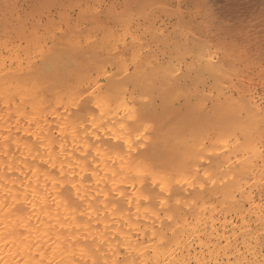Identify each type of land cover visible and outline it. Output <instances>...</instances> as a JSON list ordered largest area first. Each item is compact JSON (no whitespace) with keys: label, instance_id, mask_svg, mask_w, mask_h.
I'll return each instance as SVG.
<instances>
[{"label":"bare ground","instance_id":"bare-ground-1","mask_svg":"<svg viewBox=\"0 0 264 264\" xmlns=\"http://www.w3.org/2000/svg\"><path fill=\"white\" fill-rule=\"evenodd\" d=\"M109 14H111V12ZM72 33L74 34V32ZM73 34H71L72 37L74 36ZM113 34L114 33H112V35ZM169 34L170 33H168V36ZM188 39L190 40V37H188ZM70 41H72V39ZM171 42L173 43L172 40ZM186 44H188V42ZM194 44L195 43L192 45L195 46ZM136 45H138V42ZM133 46L135 45H132V48L136 49V47ZM172 46L178 49V46L173 44ZM182 46L184 47V45ZM187 46L188 47L185 46V49L189 51L191 47H189V45ZM35 47L37 46L35 45ZM101 47L103 46L101 45ZM173 47L169 48L173 50V54L174 52L177 54L178 50L180 52V49L174 51ZM130 48L131 46H129V49ZM187 48L190 49L188 50ZM29 49L30 48H28V50ZM101 49L102 48H100V50ZM135 49L132 50L135 52ZM139 49H137V51ZM202 49H205V47H202ZM72 50L70 49V51ZM14 51V54L18 55L16 50ZM76 51L78 52V50L74 49L75 55L77 53ZM82 51L84 52L85 50L81 49V51L78 52L80 55L77 54V56L79 55L80 57L78 56L76 58L75 56L77 61L82 58V60L87 62L88 60H95L94 58L97 55L99 57V54H96V56L94 55L95 57L92 56L94 50L92 52L90 50V56H87L86 51L84 54H86L87 57L81 54ZM121 51L124 52V50ZM190 51H192V49ZM207 51L208 50L201 51L200 54L198 53L200 56L196 55L197 62L194 60L196 63H192L194 58L191 60L192 62L189 63H192V68L194 67L195 69L199 67V70L201 69L202 72L208 73L209 79L213 77L212 79L218 82L219 79L222 80V77H224L223 75L225 72L222 66L223 64L221 65V62H216L217 60L215 61L213 57H208V53H211L208 51L206 54ZM170 53H172V51ZM181 53L182 52H180V54ZM64 54L65 57L71 55V53H69L70 55L68 56L65 52L63 53V57ZM180 54L177 55L180 56ZM81 55L85 59H83ZM174 55L172 58L176 60V55ZM53 56L57 58L56 55L50 56L48 58L49 60H46L47 63L45 62L47 65L42 69H39L41 67L38 68L36 65H33V62L30 63L29 61L32 60H29L28 62L31 64L30 69L32 70L29 72H26L24 65L22 67L18 65L20 63L22 64L23 60L16 64V67H13L15 66L14 63H10L11 65L9 67H7L4 62L0 63V264H180L190 253L192 242H194L190 237L194 238L195 242L202 245V247L205 246L206 249L208 247L209 254L213 255V249L217 245L220 246V244L219 242H207L205 235L207 232L214 230V225L217 223L216 219L218 217H216L217 212L215 214L206 198H212L213 194L216 198V194L224 196L225 201H222V203L229 202L228 204L230 206H225V203H223L222 206L218 198L217 201L219 205L222 206L220 207L222 210L221 214H224L222 215L226 222L228 221L227 214H231V212L228 213L229 210L233 207L239 211L243 209L240 204L242 202H238L239 200L235 197L236 192L234 191H240L241 195H245L244 190L248 182L247 180L250 178V174L254 173L255 181L257 180V175H264V173L261 174V170H259L261 166L259 160L263 154L260 150L261 148L258 147V145H254V143L253 146H251L252 139L250 140L251 144L250 142L246 144L245 141L247 137H249L248 132L251 133L250 131L246 133V131L247 129L250 130L252 127L251 123H253V119L256 125L257 122H259L256 120L264 118V116L262 117L264 114L260 113V115L256 113V115L260 116L257 117L255 115L257 110L246 103L244 98L237 95L235 96L233 92H226L223 88L221 89L222 91L219 90L216 95L211 93L213 91L206 93L207 89L202 87L203 83L201 84L203 76H201V79L196 75L197 77L193 76V79L191 78L192 74L191 76L187 74L194 82L189 80L184 73V76L182 74L183 77H179V73L181 72L178 73L179 76L177 73L175 74L176 70L179 71V69L178 67L176 68V66V69L174 68V63H171L173 64L171 66H173L175 72L172 69V71H170V65H167L170 64V62L167 64L165 63L166 65L164 67V61L160 63L159 60H157L158 62L154 61L156 63L150 62L152 57H149L150 59L148 58L150 63L146 60L148 62H146V65L141 63L145 62V60H140L139 65L137 64L138 66L135 64L134 66L139 69H135L136 71H133L134 73L132 72V74L130 72V75L127 73L128 75L122 74V77L115 78L117 76L116 74L119 73L117 72L118 69L114 70V72H117L116 74L111 71L108 73L105 84H100L99 80L93 78V80H95L92 90L95 89V91L88 89L89 86L86 85L87 81L85 80L88 76L92 78L88 75L90 70L93 72V69H91L92 66L90 67L92 62H90V64L88 61L90 64H88L90 67V70L88 68L89 71L85 69L88 65H84L85 67L82 65L84 63H81L84 69L76 67L78 70L76 69L70 72V75L67 72L70 71L71 67L68 71L64 68L67 75L71 76V80L76 78V83L79 81V84L76 85L79 89L73 86V88H76L75 92L76 90H81V92L75 95L77 96L76 100L78 102L76 103L78 105L83 103L80 99L82 95L86 100H91L89 104L90 110L81 112L80 107L77 109L73 108L75 105L72 107L74 99H72L73 103L69 104L71 102L70 97H73V95L68 97V87L71 81H67L68 84L66 82L65 85L58 82L61 84V87H58L55 82L57 79H46L47 76L45 73L47 74V72L44 73V69L48 70L53 64L59 62H55L59 58L53 59ZM71 56L74 57V55ZM71 56V60L67 59L68 62L77 63L76 59L73 58V61ZM88 57L93 58L90 59ZM98 57L96 58L98 59ZM15 58L20 60L19 57L15 56L14 60ZM154 59L152 58V60ZM82 60H80V62H82ZM98 61L95 63L100 64L102 62L98 63ZM104 62L105 59L103 63ZM107 64L110 63L107 62ZM141 64L143 67L145 66V68H143ZM67 65L69 64L67 63ZM117 65L119 68V64ZM72 68L74 69L75 67L72 65ZM54 71L57 72L56 70ZM124 71L128 72L129 70ZM106 72L108 71H105V73ZM105 73L104 71L102 72L104 76L107 75H105ZM194 73L198 74L199 71H195ZM102 74L99 75L102 76ZM199 74L202 75L201 73ZM54 75L56 74L51 73L50 76ZM185 76L186 78H184ZM181 78L191 81L190 83L193 85H191V87H195L196 90L194 89L195 91L190 93L191 90L189 89L191 88L187 90L188 87L184 86V84L186 85L188 82L186 83V81H184L185 83H182L183 80H181ZM220 80L219 83L223 81L220 82ZM213 82L211 84H213ZM208 84L209 83H206V85ZM153 85L155 89L156 87L160 90L163 88L164 91L167 90L166 88H169L168 90L171 88L168 93L174 92V88H177L175 89V93L177 92L176 90H181V92L179 91L176 93L178 96L183 94L182 91L188 93V96L181 95L183 98L187 96V98H185L187 101L186 103H188L187 106L185 103H183V105L179 103L180 101H176V103L184 106L185 110H183L182 107L181 110L183 111L180 113V105L175 103L164 105L162 102L169 99H164L165 93L163 92L164 95L161 94L162 90L158 95L163 96L161 98L159 96L157 98L156 96L155 98H160V100L163 98V101L159 102L156 101L157 99L154 100L151 97L153 95L150 94L151 90L154 91V89H152ZM214 85L216 84L214 83ZM172 87H174L173 90ZM87 90L89 91L86 92ZM127 92L128 94L130 93L129 96L131 98H129L134 100L133 104L130 106H133V108L135 107V109L129 108V103L125 101L128 104H126L127 108H129V110H134V112L130 110L134 117H132V119H129V115V117H125L126 114H123L124 116L121 115L123 118L125 117L123 120L127 121V125H125L126 122L124 121V123L121 119L119 120L123 123L120 124V122H118L120 113L115 110L114 103L116 105L121 102L118 99L119 95L121 96L123 94L124 96ZM89 93H91V96L88 95ZM52 94L54 96L56 95L55 98L57 97L59 99H52L54 97ZM208 94L212 95L209 96ZM50 96L53 97L51 98ZM167 96L170 97L169 94ZM39 97L41 99L40 101ZM174 97L176 99L180 98L177 96ZM67 98H70V100ZM50 99L52 101H50ZM96 100H100L104 103L103 109L95 108ZM121 100L123 102V99ZM173 101L175 100L173 99ZM62 102L66 104L68 110L67 108L61 109ZM122 104H124V102ZM257 105L258 104H256V107ZM49 106L54 110L53 112L56 113L57 117L60 116L58 121L60 124L57 125L62 129L60 133H63L60 135V138L62 136L61 139L54 133L56 129L59 132V128H55L54 120H52L53 118H51L50 121L46 119L48 116H45V110ZM176 108L178 111L175 110ZM242 112L246 114L244 115L245 117L242 116L244 117L243 119L240 118ZM262 112H264V109ZM74 113H78L79 118L74 117ZM163 114L166 120L162 121H167V124L159 125L160 128L158 127L159 130H156L158 131H155L156 133H153L154 130L152 131V135H149L151 139L153 138L150 145L149 143L148 145L146 144L147 147L144 145L145 148L130 147V145L139 143L136 141L137 135H142V139L149 137L145 136L147 131L151 132V130L145 131V128H148V123L155 115V118L162 115L164 119ZM251 115L253 119L248 117ZM255 116L257 118H255ZM231 117H234V120L230 119ZM245 118L251 121H247ZM83 119H87V124H83V122H85H82ZM244 119L247 122H245ZM90 120L95 121V127H93L92 121ZM223 120H226L225 123H227H223ZM229 120L235 122V124L232 122L234 126L232 124V128H230V130L232 129L233 131H229V128L226 126L228 123H231L228 122ZM218 121L219 124H221V122L224 124V127L223 124L222 127L217 126L220 132L225 127V132L227 129V132L242 130V132H240L242 134L243 130H246L244 132L247 134L244 135L246 137L244 139L245 141H241L242 138H239L240 140H238L240 142L234 144L237 142L236 138H238L235 131L234 134L237 136H234L236 137L234 140L236 142H231L233 145L228 146L226 141L228 147H224L222 153H219V149L218 152H216V149L212 150L211 153L210 150L207 152L208 146L206 150L204 148L207 143L203 142L211 140L208 139L207 141H203V135H201L202 141H200L201 138H199V135L205 132V130L207 131V133H205L210 135L209 132L211 130L208 132L205 127L209 126L212 122V129L214 123ZM243 123L245 124L244 127L247 125L248 127L241 128ZM260 123H262V121ZM263 123L262 125H264ZM259 124L257 125L258 127H260ZM35 125H37L38 129L36 131H38L39 136L43 135V140L39 138V140L36 141L35 136H38L37 132L35 133L37 135L31 138L16 134V132L18 133V131H16L18 126L24 128V131H21V133L29 129L32 131L30 133H33V129L35 131ZM255 125L253 128H258ZM237 126L240 127L239 130H237ZM235 127L237 128L235 129ZM213 129L212 131L214 133L216 129ZM261 129L262 128H260V130ZM218 130L216 131L217 134L220 133ZM257 132H260L259 129ZM262 132L264 133V131ZM221 134L224 136V133L221 132ZM251 136L250 138H253ZM97 137H99V139H97ZM217 137V139L221 141L220 137ZM33 139H35V141ZM205 139H207V137H204V140ZM59 140L62 142L61 145H59L61 143ZM125 140L129 143L126 144ZM214 140L215 139L212 141ZM58 141L60 142L59 144ZM215 142L212 143L214 144ZM217 143H215V145H217ZM219 143L222 144V142ZM221 144L219 145L221 146ZM204 150L207 152V155L204 153ZM237 157H241V159ZM210 158L211 161L214 162L211 164L214 165V167L211 166V168H208L210 166H205V164L209 163H207V161L210 160ZM236 160H239L237 164ZM261 161L264 163V160ZM263 166L264 165L261 167ZM256 168H258L257 171H260L259 174L258 172H254ZM263 169L264 167L262 171ZM61 170L64 173L63 177L60 174ZM197 170L199 171L197 172ZM178 172H180V175L177 174L178 176L175 177ZM204 172H206L207 175L209 174V178L212 176L211 179L213 180L209 186L206 184V187H209L207 191L205 189L206 187H204L205 191L202 192L200 187H198L200 185L197 186V184H195L197 179H194L198 176V179L208 178L206 176H200ZM226 175H229V178H227ZM81 177H83V179H80ZM259 179L260 182L258 183H261V178ZM72 183H76L77 188H72ZM198 183L201 184L200 182ZM161 186H163L164 191L159 198H145L148 197V193L153 189H155L156 193H160ZM195 186L205 196H208V194L212 195L210 197L206 196L205 198ZM195 190L201 194V198L205 199L204 201L197 195V191ZM195 195L200 198H196L198 199L196 202L202 200V204H195V199L192 201ZM181 196H186V200L183 199L184 202L183 205L181 204L182 206L177 203L178 197ZM161 199L165 200V205L163 207L160 205ZM179 202L181 203L180 199ZM242 220L245 222L246 219ZM217 231L218 230H216V232ZM236 246V244H233L232 250L236 251L238 248ZM221 247L222 246H220V248ZM198 258L203 261L202 257ZM200 263L202 264V262Z\"/></svg>","mask_w":264,"mask_h":264},{"label":"rangeland","instance_id":"rangeland-1","mask_svg":"<svg viewBox=\"0 0 264 264\" xmlns=\"http://www.w3.org/2000/svg\"><path fill=\"white\" fill-rule=\"evenodd\" d=\"M41 5H43V6H41ZM110 12H111V14H109ZM106 15H108V16H106ZM115 16H116V18H115ZM147 17H149L150 19ZM151 17L152 18L154 17V18L152 19ZM61 20L64 21V25H63L64 31H60L59 35L55 39H53L51 34L48 32V26H49V24H58L59 21H61ZM153 24L155 25V27ZM161 28L162 29L164 28L163 31ZM160 29H161V31H160ZM72 32H74V34ZM112 33H114V34L112 35ZM120 33H122V34H120ZM164 33L166 36L164 35ZM168 33H170L169 36H168ZM71 34H73L74 36L72 37ZM158 34H159V36H158ZM69 36H71V37H69ZM75 36H76V38H75ZM152 36H153V38H152ZM30 37H36L40 41L38 46L35 44L37 47H35L34 43L31 42V40L29 39ZM188 37H190V40L188 39ZM71 39L73 42L70 41ZM111 40L113 43L111 42ZM171 40L173 41V43L171 42ZM189 41H190V44H189ZM137 42H138V45H136ZM170 42L173 45L178 46V49H180V52H182V53L180 54L179 50L176 49L175 46L173 47ZM185 42L186 43L188 42V44H186ZM192 42L195 43L194 44L195 46L192 45L193 44ZM30 44H31V48L28 50ZM98 45L100 48H102L101 50L98 47ZM101 45L103 47H101ZM132 45H135L133 47H136V49L132 48ZM182 45H184V47ZM187 45H189V47H191L192 51H190L191 50L190 48H187L188 50L189 49L190 50L186 51L185 48L188 47ZM129 46H131L130 49H129ZM172 47L174 48V51L178 50L177 54H180V56H181L180 57L179 55L175 54V52H174V54L176 55V58H177V59L175 58L176 60H174V58H172L174 55L173 50L169 49ZM193 47H194V49H193ZM202 47H205V49H202ZM26 48H27V50H26ZM86 48H87V50H86ZM111 48H113V49H111ZM183 48H184V50H183ZM70 49L71 50L73 49V50L70 51ZM74 49L78 50V52L81 51V49L82 50L84 49L85 51L84 52L82 51L81 54H84L87 51L86 52L87 56L88 55L90 56L91 52L94 50L93 51L94 53H92L93 54L92 56L95 57L96 54H99V57H98V55L96 56V57H98L99 61L96 57L94 58L95 60L92 59L93 57H88V58L93 60V61L88 60L89 63L92 62V65H90L91 63L89 64L88 61L86 62V61L82 60V58L78 59L79 61H77L76 58L80 55V53H78L76 51L77 53L75 55ZM132 49H135V52ZM137 49H139V50L137 51ZM200 49H202L201 50L202 52L205 50H208L211 53V54H209L208 51L206 52V54L208 53V55H209L208 57H213V58H215L214 59L215 61L217 60L216 62H221V65L223 64L222 66L224 68L225 73H224V75L222 74L224 76V77H222L223 79L221 78L223 81L219 79L220 82L222 81L221 83H219L218 79H216V80H218V82L217 81L215 82L214 79H212L213 77H210V79H209L208 73L202 72L201 69L199 70V67L198 68L196 67L195 69H194V67L192 68V63H194L197 59L196 55L200 56L199 55L201 52V51H199ZM14 50H16V53H18V55L14 54L15 53ZM90 50H91V52H90ZM121 50H124V52ZM107 51H108V53H107ZM171 51H172V53H170ZM65 52H66V55H68V56L70 55L69 53H71V55H74V57L70 55L72 60L76 56L75 59H76L77 63H74V62H72L74 64L69 63L67 59L71 60L70 56L65 57V54H64V57H63V53H65ZM72 52H73V54H72ZM187 52H189V53H187ZM120 53H121V55H120ZM183 53H185L186 55ZM77 54H79V55L77 56ZM86 54H84L83 56L87 57ZM190 54H192V55H190ZM52 55H56L57 58H59V59H57L55 56H53V59L55 58V59H57L55 62H57V61H59V62L53 64V66L51 68H49L48 70L44 69V73L47 72V74H48L47 75L45 73V75L47 76L46 79H53V80L57 79L55 82L58 85V87L59 86L61 87V84L65 85L67 81L68 82L71 81L69 84L71 87L70 86L68 87L69 92H70V93L68 92V97L73 95V97H70L71 102L69 104H72L74 102L72 105V107L75 105V107H73L74 109H77L80 106V104L79 105L77 104L78 103L76 100L77 96H75V95H77L78 92H81V90L80 91L76 90V92H75V89L77 88L76 85L79 84V81H78V83H76L77 82L76 78L71 80L72 79L71 76H68L67 73H69V75H70V72L76 70L77 68L81 69V68H83L84 65L87 66L89 64L90 67L92 66L93 68L91 67V69H93V72H92V70H90L89 65L85 68L87 70L89 68L90 74L88 73V75H90L92 77V78H89V76L86 77L87 79L85 78V80L87 82L86 81L85 82L87 83L86 85L89 86L88 89L92 90L93 85H94V80H95V79L93 80V78H96V80H99L100 84H103V83L105 84L108 73H110L111 71L114 74L119 72L118 74H116L117 75L116 77L114 75L115 78H117V77L119 78L120 76L122 77L123 75H128L130 72L132 74L133 71H136L139 69L138 67L136 68L134 66L135 64H136V66H138L140 63V60L141 61L145 60V62H141V63H144L146 65L148 58L152 57L153 59L154 58L155 59L152 60V58L151 59L149 58L150 62L151 61L154 62V61L159 60V63H160V62L164 61L163 62L164 67L167 63L170 62V64H167V65H170V68H169L170 71L173 70L175 72V69L178 67L179 71L176 70L175 74L177 73V75H178V73L181 72V73H179L180 76L178 75L179 77H183L184 74L185 75L188 74L189 76H191V74H192L191 78H193V79H194L193 76L197 77L196 75H198L200 78H201V76H203L202 78L204 80L201 78L202 79L201 84L203 83L202 87H205L207 89V90L205 89L207 91L206 93L213 91L211 93L212 94L214 93L216 95V93L223 88V90H226V92H233L235 96L237 95L239 97L244 98L246 103L250 104L253 109L257 110L255 112V115H256V113L264 114V112H262L264 109V0H126V1L125 0H0V63L4 62L7 67H9L11 65L10 63H12V64L14 63L15 66H13V67H16L17 66L16 64L20 63V61L23 60L22 64L20 63L18 65H20L21 67L24 65L26 68V72H29V71H32L30 69L31 64H29V62L30 63L33 62L34 63L33 65H36L38 68L41 67L39 69H42L43 67H45V65H47L46 60ZM212 55H214V56H212ZM15 56L19 57L20 60L18 58L17 59L15 58V60H14ZM58 56H60V57H58ZM156 56H158V57H156ZM11 57L13 58V60ZM180 58H181V60H180ZM64 59H66V60H64ZM83 59H85V58L83 57ZM104 59H105V62L103 63ZM192 59H193V62L191 61ZM29 60H32V61H29ZM80 60H82V62H80ZM96 60L98 61V63H100L102 61L100 64L102 65V63H103V65L101 66L100 64L95 63V62H97ZM169 60H171V61H169ZM25 61H26V63H25ZM107 62L110 64H107ZM189 62H192V63L190 64ZM67 63L69 65H67ZM81 63H84V64H82L83 66H81ZM154 63H156V62H154ZM171 63H174V65ZM175 63H176V65H175ZM71 64L73 65V67H75L74 69L72 68ZM117 64H119V68L121 67L120 70H119ZM105 65H107V66H105ZM171 65H173L174 68L176 66V68L174 69L173 66H171ZM197 65H199V64H197ZM67 66H68V68H67ZM79 66H81V67H79ZM141 66H142V64H141ZM70 67L72 70L70 69ZM64 68L67 71L70 69V71H68L66 73V70ZM98 68H101L103 70L98 69ZM105 68H106V70H105ZM143 68H145V66ZM116 69H118L117 72H114V70H116ZM122 69H123V71L124 70H129V71L123 72ZM187 69H188V71H187ZM190 69H192V70H190ZM49 70H52V71H49ZM54 70H56L57 72H55ZM94 70H95V72H94ZM100 70L102 72L104 71V73H105V71H108L105 73V75L106 74L107 75L104 76V74H102V72ZM120 71H122V72H120ZM195 71L196 72L199 71V73H201L202 75H200L199 73L198 74L194 73ZM64 72H65V74H64ZM185 72H187V73H185ZM51 73L52 74L55 73L56 74V75H54L55 77L50 76ZM99 74H102V76ZM182 74H183V76H182ZM225 74H226V76H225ZM72 75H74V74H72ZM188 75H187L188 79L193 81V79H190V77ZM204 75H207V76H204ZM66 78H67V80H66ZM184 78H186V76ZM184 78H181V80H183L182 83L184 81H186V83L188 82L189 84L188 83L187 84L190 87L187 84L186 85L184 84V86L188 87L187 90L189 88H191V89H189V90H191L190 93H193L192 91H195L196 88L191 87V85H192L190 83L191 81H188V79L185 80ZM211 81L212 82L214 81L213 84H211L212 83ZM58 82H60L61 84ZM68 82H67V84H68ZM89 82H90V84H89ZM206 83H209V84L206 85ZM214 83L218 86L214 85ZM154 85H155V83H154ZM154 85L152 88V89H154V91L151 90V93H150L151 95H153L151 97L154 100L157 99L158 96L161 98L164 95L163 94V92H164L165 93L164 99L168 98L171 102L169 100H167V101L164 100L166 102L165 103L163 101V98H162V100H160V98H159L156 101H159V102L163 101L162 103L164 105H166V104L168 105L171 103H173V104L174 103L175 104L185 103L186 106L188 105V103H186L187 101L185 99L189 95L188 93H185L182 91L183 94H180V96H178V95H176V93L179 91L181 92V90H179V91L176 90L177 92L175 93V89H177V88L172 87V90L174 88V92L168 93V91H170L171 88H170V90H168L169 88H166L167 89L166 91H164V89L162 88L161 89L162 91H161L159 88L156 87L158 85L155 86L156 89L154 88ZM73 86H75L76 88H73ZM228 86L231 90L228 88ZM71 89H73V90H71ZM77 89H79V88H77ZM183 89H184V87H183ZM89 90H87L86 92H88ZM155 90L159 91V92H156ZM160 91H161V94H163L162 96L158 95V93L160 94ZM166 93H168L170 95V97L167 96L168 94H166ZM212 94H208V95L211 96ZM125 95L124 96H123V94L121 96L119 95L118 99L121 102L117 103L116 105L114 103L115 110L118 111V113H120V116H118V122H120L119 119H121V121H122L125 117H129V116L133 117L131 112H134V110H132V109H135V107L133 108V106L131 107L130 105L133 104L134 100L130 99L131 98L129 96L130 93L128 94V92H127ZM181 95L182 96L187 95V96L186 97L184 96V98H183V97H181ZM55 96L53 98L51 96L50 97L52 99H56L57 97L55 98ZM156 96H157V98H155ZM174 96H177L178 98L180 97L181 99L180 98L176 99ZM58 97H59V94H58ZM70 98H67V99L70 100ZM120 98L123 99L124 104H122L123 102ZM58 99L59 98H57V100ZM72 99H74V101ZM129 99L132 101H130ZM173 99L175 101H173ZM40 100L41 99L39 97V101ZM50 101H52V100L50 99ZM125 101L127 103H129V105ZM176 101L177 102L180 101V102L176 103ZM64 102L61 103V109L67 108V110H68V107H66V104ZM130 102H132V103H130ZM126 104L128 105V107L130 106L129 108H132V109H130L131 112H130L129 108H127ZM181 104H179L180 105L179 110H181L182 107H183V110H185V107L182 106ZM256 104H258L257 107H256ZM49 108H50V106L47 107V109L45 110V112H46L45 116H48V117H46V119H48L50 121L51 118H53L52 120H54L53 122H54L55 128H59V132L56 129L54 131V133L57 134L56 136L59 139H61L62 136L60 138V135H62L63 133L62 134H60V133H61L62 129L60 128V126L58 127V125H57V124H60V122L58 123L60 116L57 117L56 113L53 112L54 110L51 108L49 109ZM175 110L178 111L177 108ZM183 110H181V112L180 111L179 112L182 113ZM259 110H260V112H259ZM177 111H175V112H177ZM123 114L124 115L126 114V116L124 118L121 116ZM244 115H246V114L242 112V115L240 118L243 119L245 117ZM160 116L159 117L161 119L159 117L155 118L156 117V115H155L154 116L155 119L152 118L153 121L151 120L149 123L147 122L148 125L146 123L147 127L149 128V129L147 128V130H151V132L147 131V134H145V136L152 135L151 133L153 130H154L153 133L158 132L156 130H159V128H160L159 125L161 126L162 124H167L166 123L167 121H162V120H166L165 115L163 116L164 119L162 118V115H160ZM242 116H244V117H242ZM256 116L260 117L259 115H256ZM256 116H255V118H257ZM263 116L264 115H262V117ZM248 117L253 119L252 115L248 116ZM167 118H169V117H167ZM233 118L234 117H231L230 119H233ZM233 120L228 121V122H231V123H228L229 126H228V124L226 125L229 128V131L232 130V129L230 130V128H232V124L233 123L235 124V122H233ZM246 120H245V122H247L249 119L247 121ZM260 120L262 121V123L264 122V118H262V119L259 118V120L257 119L256 121H259V122H257L256 125H255L256 122L254 119L252 121L253 123L250 122L252 124V125L250 124L252 127L250 128V130H248V129H247V131L245 130L246 133L248 131L251 132V133L248 132L249 137H247L246 141L244 140L246 138L244 135H247V134L244 133L245 132L244 130H243L242 134L240 133V132H242V130L241 131L235 130L236 134L238 135L237 136L236 134H234L235 131L234 132H229V131L227 132V130H228L227 129L225 132V128H226L225 127L221 131L222 133H224V136H223V134H221L220 130L217 129V126L222 127V124L225 123L226 120H223L222 121L223 123L221 122V124H219V121L214 123V126H213L214 129L212 128L213 130L216 129L214 133L211 129V127L213 125L211 122L209 124V126H206L207 128L205 127V129H207L208 132H209V130L212 131V132L210 131L211 133L209 132L210 135L206 134L207 131L205 130L206 133L205 132L201 133L199 135L200 136L199 138H201V135H203L202 136L203 141H207L208 139H210L211 141L213 139H215L214 141H212V142L216 141L215 143H217V141H218L217 145H215V143L213 144L209 140L207 142H203V143H207V144H205L206 146L204 148L206 150V148L208 146L207 152L210 150V153L212 152V150H215V149H216V152H218V149H219V153H222L224 150L223 149L224 147L226 148L227 145L231 146V145H233L232 143H234L236 141L237 142L234 144H238V142H240L239 140L241 138H242L241 141L244 140L246 142V144L248 142H250V144H251L250 140L252 139V145L251 146H253V143L256 146L258 145V147L261 148L260 149L261 152L263 153L262 157H260L261 159L259 160L261 163V166H262V165H264V163L261 161V160H264V133L262 132V131H264V128H263L264 125H262V123H260L261 122ZM83 121H85V122H83ZM90 121H92V120H90ZM124 121L125 120H123V122ZM249 121H251V120H249ZM82 122H83V124L84 123L87 124L88 121H87V119L86 120L83 119ZM123 122H120V124ZM125 122H124L125 125H127V121H125ZM244 123H243V125H241V128L244 127V125H245ZM234 124H233V126H234ZM247 124H249V123H247ZM258 124L260 127L257 126ZM37 125H35V127H34L35 131L33 129V133H30V132H32L30 129L28 130L29 132L26 131V132L21 133V131H24V128L18 126L19 128L18 127H17L18 129L16 128V131H18V133L16 132V134L24 135L23 137H30V138L34 137V135L38 134V131H36L38 129ZM254 125L258 128H253ZM223 127H224V124H223ZM237 127H235V129L237 128V130H239L240 127L239 126H237ZM245 127H248V125ZM260 128H262L263 130L262 129L260 130ZM220 129H222V128H220ZM258 129L261 133L257 132ZM217 130L220 132L219 134L216 133ZM255 130H256V132H255ZM202 131H204V130H202ZM36 132H37V134H35ZM253 133H254V135H253ZM29 134H31V135H29ZM213 134H215V135H213ZM249 134H251L253 136H251ZM235 135L238 138L234 137ZM240 135H242V136H240ZM217 136L220 137L221 141H219V139H217L218 138ZM225 136H227V137H225ZM250 136L253 138H250ZM42 137H43V135L39 136V134H38V136H35L36 141H38L39 138H41L43 140ZM204 137H207V139L204 140ZM212 137H214V138H212ZM235 138H236V141H234ZM144 139H147V140H144ZM152 139L150 138V136L143 138V140H144L143 145H145V147H147L148 143L150 145V142L153 141ZM33 140L35 141V139H33ZM59 141L61 142V140H59ZM59 141H58V144L60 143ZM200 141H202V138ZM226 141H227V145H226ZM219 142H222V144ZM61 144H62V142L59 145H61ZM219 144H221V146ZM145 147L143 146V148H145ZM207 152L205 151L204 153L207 155ZM208 155H209V153H208ZM211 158H210V160L207 161V163L209 162L210 164L209 163L205 164V166L206 165L210 166V167L207 166L208 168H211V166L214 167V165H211L214 163L213 161H211ZM237 158L241 159V157H237ZM237 161L239 162V160H236V164L238 163ZM261 166H260L259 170H261V174H262V173H264V169L262 171V168L264 166L263 167H261ZM257 169L258 168H256L255 169L256 171L254 170V172H256V173L258 172V174H259L260 171H257ZM174 172H172V173H174ZM179 173L180 172L176 173L175 177L178 176L177 174H179ZM253 174L254 173H251L249 176L251 179L248 178L249 180H247L248 182L246 183V187L244 190L245 195H241L240 191H237V190L234 191L236 193L238 192L237 194L235 193V197H237V199L239 200L238 201L239 203L242 202L240 204H241V207H243V209H242L243 211L240 209V211H241L240 212L239 210L235 209L234 207L232 209L230 208L231 210H229L228 213L231 212V214H227L228 215V217H227L228 221L227 222L224 221V219H225L223 217L224 214L223 213H222L223 215L221 214L222 210L220 208L223 206V203H225V202L222 203V201H225L224 196L217 195V194L215 195L221 201V203H222V206H221V205H219L217 198L214 197V194H213V197L211 198L210 196L212 194L206 193V194H208V196L207 195L206 196L210 197L211 198L210 199V198H206V196L202 193L205 191V189L207 191V189L209 188V187H206V184H207V186L210 185L211 181L213 180V179H211L212 176L209 178L208 177L209 174L207 175L206 172L202 173L200 176H204V177L206 176L208 178H203V179L199 178L200 179L199 180L198 179L199 176L198 177L196 176L197 178H195L194 180L197 179L198 181L196 180L195 184H197V186L200 185L198 187H200L202 192H200V190H198V188L196 186L195 187L197 188V190L201 194H203L205 196L206 200L208 199L207 200L208 203H210V206H212V208H213L212 210L215 212V214L217 212L216 217H218L216 219L217 223L214 225V230H212L211 232L210 231L207 232L205 235V239H207V242H219L220 246H222V247L220 248V246L217 245L213 249L214 254L211 255V254H209L210 252H209L208 247H207V249L205 246L202 247V245L195 242L194 238L190 237L194 241V242H192V240L190 239L192 242V247H191L190 253L187 255L185 260H182V262L180 264H201L200 262H202V264H264V192H263L264 188H261V187H264L263 186L264 185L263 184L264 175H262V176L257 175L256 179L258 181L257 180L255 181V176ZM226 176H227V178H229L228 177L229 175H226ZM258 177L261 178L262 184L258 183V182H260L259 181L260 179ZM206 180H207V182H206ZM198 182H200L201 184H199ZM255 186L258 189H256ZM204 187H206V188L204 189ZM197 190H195V191H197ZM198 191L196 193L201 198V194ZM250 194H252V195H250ZM197 195H195V197L192 198V201H193V199H195L194 200L195 204L200 205V204H202L201 203L202 200L201 201L199 200V202H196V200L198 201V199H200V198H198L199 196L196 197ZM247 195H248V197H247ZM181 197H178L177 201H179V199H180L181 203L179 202L178 204L183 205L184 200H186V196H183L182 198ZM196 198H198V199H196ZM201 199H203V201L205 200L204 198H201ZM217 202H218V204H217ZM251 202H253V203H251ZM228 203L229 202H226L225 206L229 205ZM213 205L215 206V208L218 211L214 208ZM246 210H247V212H246ZM234 212H235V214H234ZM242 219H246L245 222ZM216 230H218V231L216 232ZM233 230H235V231H233ZM233 244H236L237 245L236 247H238L236 251L232 250ZM198 257H202L203 261L201 259H199Z\"/></svg>","mask_w":264,"mask_h":264},{"label":"snow or ice","instance_id":"snow-or-ice-1","mask_svg":"<svg viewBox=\"0 0 264 264\" xmlns=\"http://www.w3.org/2000/svg\"><path fill=\"white\" fill-rule=\"evenodd\" d=\"M43 6V5H41ZM63 25H64V21L61 20L59 21L58 24H49L48 26V32L51 34L52 38L55 39L58 35H59V32L60 31H64V28H63ZM31 40L32 43L36 44L37 46L39 45L40 41L36 38V37H30L29 38ZM29 48H31V44L29 45ZM93 91H95V89H93ZM89 96H91V93L88 94ZM80 99L83 101L82 104H80V111L81 112H87L89 111V104L91 103V100H86L84 98V96L82 95L80 97ZM104 107V103H102L100 100H96V103H95V108L96 109H103ZM74 117L76 118H79V114L78 113H74L73 114ZM129 119H132V117L130 116ZM92 125L93 127H95V121L93 120L92 121ZM147 129L145 128V131ZM97 139H99V137H97ZM136 141H138L139 143L138 144H134V145H130V147H143V139H142V135H137L136 136ZM125 143H129L127 140H125ZM199 170H197L198 172ZM61 176L63 177L64 176V173L63 171L61 170ZM80 179H83V177H81ZM72 188H77V184L76 183H72ZM164 191V188L163 186H161V192L160 193H156L155 192V189H153L151 192L148 193V197H145V198H159V196L163 193ZM122 195V194H121ZM177 203H179V201H177ZM160 205L161 207H163L165 205V200L161 199L160 200Z\"/></svg>","mask_w":264,"mask_h":264}]
</instances>
